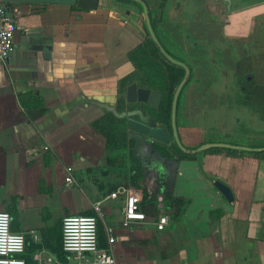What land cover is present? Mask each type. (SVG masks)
<instances>
[{"label":"crops","instance_id":"1","mask_svg":"<svg viewBox=\"0 0 264 264\" xmlns=\"http://www.w3.org/2000/svg\"><path fill=\"white\" fill-rule=\"evenodd\" d=\"M144 1L155 26L166 7H161L162 0ZM222 1L227 12L221 19L224 38L264 40V0ZM186 2L175 8L184 11ZM6 5L16 29L15 47L0 65V210L10 214L13 231L26 234V264H38L32 255L40 249L65 259L59 251L61 218L92 215L96 202L105 213L98 223L99 247L109 246L105 228H113L111 250L117 264H264V151H205L193 159L169 161L151 149L160 172L171 176L173 196L185 201L176 215L159 193L158 215L143 212L145 220L123 227L124 196L108 197L126 186L119 182L116 153L106 150L105 137L92 123L107 112L96 103L117 107L120 83L135 71L128 54L146 38L141 7L130 0H98L95 9ZM250 75L245 76L248 85ZM189 86L194 91H184L187 108L178 126L185 146L213 141L264 146L263 107L255 110L249 102L230 106L248 113L238 133L243 140H231L235 132L208 138L192 119L205 116V104L199 107L197 97L204 85L189 81L185 90ZM257 91L264 86L257 85ZM68 166L75 180L70 185L64 180ZM214 180L231 189V202L214 187ZM154 182L153 177L150 190ZM163 214L169 221L159 230L156 222ZM31 229L37 241L27 234Z\"/></svg>","mask_w":264,"mask_h":264},{"label":"rangeland","instance_id":"2","mask_svg":"<svg viewBox=\"0 0 264 264\" xmlns=\"http://www.w3.org/2000/svg\"><path fill=\"white\" fill-rule=\"evenodd\" d=\"M179 1L181 0L161 1V7L166 9L160 12V18L155 19L154 28L161 44L174 57L191 66L190 82H200L204 85L199 87L197 97L201 100L199 107L205 104L202 108L205 116L200 120L196 116L192 119L205 128L208 138L221 139L225 133L235 132L230 139L243 140V136L238 133L246 124L248 113L242 108L232 111L230 106L234 104L239 107L249 102L255 110L264 108V98L261 99L264 97V91H257V85L264 86V40H252L255 36L250 40L224 38L221 35V19L227 12L222 0H187L188 2L183 4L182 12L175 8ZM155 16H159V13ZM181 17L183 19H180ZM246 75H250L249 79L252 81L249 85L244 83ZM185 87L177 106V128L181 126L183 112L187 108V94H184V91H194L191 86L186 90ZM215 87L217 88L214 91ZM258 95L261 96L259 99ZM235 118L240 119V122H235ZM134 137L139 141V154L153 159L155 156L148 150L149 140ZM116 161L121 164L120 184L134 187L141 193L140 189L130 184L132 171L126 153L118 151ZM159 167L155 161L149 180L159 171Z\"/></svg>","mask_w":264,"mask_h":264},{"label":"trees","instance_id":"3","mask_svg":"<svg viewBox=\"0 0 264 264\" xmlns=\"http://www.w3.org/2000/svg\"><path fill=\"white\" fill-rule=\"evenodd\" d=\"M166 50L168 51V49ZM128 56L130 61L135 66V71L128 79H124L120 83V96L118 98L116 107L117 110L121 112L139 108L145 115L153 117L157 124L166 129L171 136V102L175 88L184 75V69L169 62L159 52L151 38L148 36V33L143 42L132 49ZM189 67L191 70L190 65ZM189 81L190 78L188 79L187 83ZM132 82H136L138 87L160 91L162 93V97L159 108L154 109L147 103L142 102H126L125 88ZM92 125L98 133L105 137L106 150L111 152V154L116 153V156L118 151L126 153L129 167L132 171L130 184L137 187L138 189H141L142 191L141 210L149 217L158 215L159 208L157 206V195L160 193L163 196L165 207L171 209L173 214H179L185 201L181 198L173 196V182L169 174L160 172V170L157 171V173L151 177L152 180L154 177V183L156 184V187L154 190H150L148 185L149 181L151 180H149L151 176L150 170L153 167V163H155L156 159L153 157V159H155L154 161L151 157H145L139 154V141L134 136H130L131 134H129L127 118L116 117L112 112L107 111L101 117L96 119ZM147 143L157 154L158 158L170 161L173 157H175V160L193 159L195 157V155L187 154L181 151V149L172 140V136L171 142L169 144H164L157 141ZM206 151H223L228 154H237L239 152L237 150L227 148H211ZM111 154L109 156V160L113 155ZM59 251H62L61 243Z\"/></svg>","mask_w":264,"mask_h":264},{"label":"built area","instance_id":"4","mask_svg":"<svg viewBox=\"0 0 264 264\" xmlns=\"http://www.w3.org/2000/svg\"><path fill=\"white\" fill-rule=\"evenodd\" d=\"M16 24L13 16L8 11L7 5L0 0V65L7 62L10 53L15 47L14 33ZM44 150L48 146L43 147ZM65 183L75 182L73 168L66 167ZM124 196L122 226L128 227L133 220H145V214L141 210V196L133 187H121L111 192L108 197L116 198ZM92 215H66L61 219V250L65 259L46 254L44 249L36 251L32 256L38 264H117L111 250V244L115 241L114 229L106 227V248L98 244V223L103 221L104 210L100 202H96ZM169 217L161 215L156 228L162 230L168 223ZM35 241L38 234L34 229L27 232ZM23 232H15L11 229V216L5 210H0V264H26L22 255L25 252L26 237Z\"/></svg>","mask_w":264,"mask_h":264},{"label":"water","instance_id":"5","mask_svg":"<svg viewBox=\"0 0 264 264\" xmlns=\"http://www.w3.org/2000/svg\"><path fill=\"white\" fill-rule=\"evenodd\" d=\"M137 3L141 9L144 16L145 27L148 36L151 38L159 52L171 63L178 65L184 69V75L175 88L172 102H171V136L172 140L184 153L196 155L198 153L204 152L211 148H227L237 151H251V152H262L264 151V146L261 147H251L246 145H239L230 142H205L198 145L195 148H189L185 146L178 133L177 128V106L181 91L188 79L190 78L191 70L189 65H187L182 60L173 57L161 44L159 41L152 20L149 15V10L146 2L144 0H130ZM5 4L9 3H52V4H67V5H77L78 7L85 9H95L98 6V0H3ZM162 93L157 90H149L147 88L138 87L136 82L128 84L125 88V99L127 102H142L147 103L150 107L158 109L161 101ZM96 105L101 106L107 111L112 112L116 117L127 118V126L129 131H132L134 136L140 137L142 139H148L149 142L157 141L164 144H169L171 142V136L169 132L159 126L155 119L149 115H145L141 109H133L129 111L119 112L115 106H108L106 104L96 103ZM149 149L151 147L148 145ZM158 163V162H157ZM159 165V164H158ZM160 170V169H159ZM214 187L223 195V197L231 202L233 200V193L231 189L220 180L213 181Z\"/></svg>","mask_w":264,"mask_h":264},{"label":"flooded vegetation","instance_id":"6","mask_svg":"<svg viewBox=\"0 0 264 264\" xmlns=\"http://www.w3.org/2000/svg\"><path fill=\"white\" fill-rule=\"evenodd\" d=\"M132 133H133V132H132V131H130V134H131V135H132ZM132 136H134V134H133ZM143 140H144V139H143Z\"/></svg>","mask_w":264,"mask_h":264}]
</instances>
